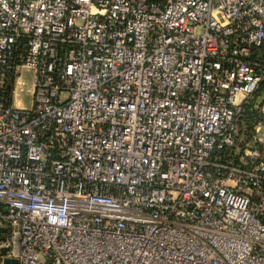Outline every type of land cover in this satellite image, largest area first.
<instances>
[{
	"label": "built area",
	"instance_id": "1",
	"mask_svg": "<svg viewBox=\"0 0 264 264\" xmlns=\"http://www.w3.org/2000/svg\"><path fill=\"white\" fill-rule=\"evenodd\" d=\"M6 259L264 264V0H0Z\"/></svg>",
	"mask_w": 264,
	"mask_h": 264
},
{
	"label": "rangeland",
	"instance_id": "2",
	"mask_svg": "<svg viewBox=\"0 0 264 264\" xmlns=\"http://www.w3.org/2000/svg\"><path fill=\"white\" fill-rule=\"evenodd\" d=\"M32 76H33V70L31 69H26V72L24 74L25 80L28 83V90L24 91L21 95L23 103L27 106L30 107L32 105ZM30 89V90H29Z\"/></svg>",
	"mask_w": 264,
	"mask_h": 264
},
{
	"label": "water",
	"instance_id": "3",
	"mask_svg": "<svg viewBox=\"0 0 264 264\" xmlns=\"http://www.w3.org/2000/svg\"><path fill=\"white\" fill-rule=\"evenodd\" d=\"M5 264H18L17 260H12V259H6Z\"/></svg>",
	"mask_w": 264,
	"mask_h": 264
}]
</instances>
